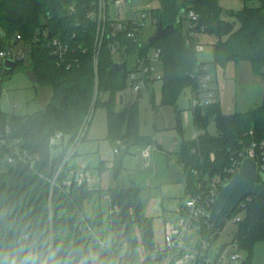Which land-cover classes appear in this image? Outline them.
Masks as SVG:
<instances>
[{
	"label": "trees",
	"instance_id": "16d2710c",
	"mask_svg": "<svg viewBox=\"0 0 264 264\" xmlns=\"http://www.w3.org/2000/svg\"><path fill=\"white\" fill-rule=\"evenodd\" d=\"M240 1L242 8L230 11L224 10L220 0H159V7L152 11L157 24H176L182 10H194L198 20L191 30H195L196 36L190 35L189 30L185 32L184 23L189 29L190 25L183 16L173 33L150 45L147 41L141 42L143 33L137 41L127 38L123 32L116 33L110 21L105 24L101 41L100 37L97 40L98 22L89 18V13L95 10L98 0H0V51L23 41L29 47L24 71L36 78V90L42 87L51 90L47 103L33 113L9 115L0 107V138L5 140L0 146V165L6 164L5 168H0V194H7L29 215L42 217L53 230L67 231L79 238L90 233L86 226L82 227L86 220L93 232H97L102 227V215L98 213L93 219L85 217V203L94 192L86 185L72 184L64 188L68 165L61 169L55 185L53 180L94 100L95 109L107 108V139L114 147L117 140L129 145L119 154L115 176L121 170L122 155L131 145L150 143L139 133L136 108L115 110L128 77L127 66L116 72L115 64L127 60L128 65V55L132 53L151 66L148 50L154 47L160 53L161 105L175 108L177 128L181 130L182 112L177 100L187 88L197 92L206 74L202 70L206 64L197 56L199 34L215 37L212 43L214 65L225 67L231 61L250 62L253 73L264 79V0ZM224 17L234 18L239 27ZM18 35L22 38L19 41L16 40ZM53 40L68 48L63 58L52 53L49 45ZM116 44L125 47L121 60H116L112 54ZM23 61L17 60L14 69ZM14 69L8 70L3 62L0 64V73L4 71V76H10ZM192 110L197 136L191 141L183 140L178 163L184 171L187 193L201 195L206 187L199 189L198 186L206 177L223 179L222 186L230 179L229 171L234 162L240 160L239 153L253 139L264 138V105L224 114L215 97L214 103ZM211 122L216 124V135L207 132ZM56 133H62L67 139L62 149L53 155L50 140ZM16 141L20 149L35 160L34 167L30 161L13 165L5 162L9 147ZM110 204L111 224L123 226L130 246L138 245L139 235L145 250H151L154 223L146 214L142 190L118 184L111 190ZM241 211L246 215L243 219L239 217L234 242L238 243L240 251L246 252L245 264H250L253 245L264 241V197H246L226 218H237ZM217 236L213 226L207 227L201 222L196 248L201 250L202 241L207 242L209 248L200 251L196 264H207L209 249ZM111 264L122 263L116 260Z\"/></svg>",
	"mask_w": 264,
	"mask_h": 264
},
{
	"label": "rangeland",
	"instance_id": "374dc122",
	"mask_svg": "<svg viewBox=\"0 0 264 264\" xmlns=\"http://www.w3.org/2000/svg\"><path fill=\"white\" fill-rule=\"evenodd\" d=\"M133 6L139 9H157L159 0H131ZM224 10L237 11L243 6L240 0H220ZM110 15L116 17V10L110 6ZM124 15L126 9L122 12ZM121 14V18H124ZM131 14L125 16L131 18ZM224 20L236 22L232 17H224ZM236 27L239 24L236 22ZM157 28V21L152 24L151 18L146 23V29L142 34L141 42H146ZM187 33L188 25L184 23ZM99 34L97 36L98 40ZM101 41V36L100 39ZM199 47L197 56L200 62L207 65L210 87L216 100L219 101L224 114L244 112L258 105H264V79L256 76L250 62H229L225 67L216 66L213 62L212 43L215 37L211 35H198ZM16 52L23 51L24 61L11 72L10 76L0 73L1 80V110L9 115H22L33 113L44 106L50 98L51 90L42 87L36 90L33 82L24 71L28 64L29 47L23 41L15 45ZM125 47L118 45V51L114 54L116 60L122 59ZM156 49L150 47L148 56L153 65V73L161 72L159 61L153 60ZM138 57L130 53L128 55V77L126 87L120 96L124 97V103L116 105L115 110L120 111L124 107L136 108V117L139 133L147 137L150 143H137L130 146L129 151L122 155L121 170L115 176V163L120 155L114 153V145L107 139V108L98 106L93 111L87 133L81 141L78 154L68 160L70 169L85 168L96 181L100 182L99 193L85 203V214L88 219H93L98 213L102 215V237H112L110 229V194L118 184L142 188L144 202L149 213L153 214L154 246L151 250H145L139 235L138 245L131 251L125 240L111 239V249L117 260L123 264H169L181 250H196L199 241V232L196 229L182 231L181 221L185 217V206L189 194L185 186V175L178 164L180 148L183 140L191 141L196 138L197 130L194 124L192 110L193 90L185 89L177 100V107L182 112V128H177L175 108L171 105H161L162 80L156 74L153 79L146 82L139 92L131 86L130 75L138 63ZM142 61H144L142 59ZM2 60L0 64H2ZM130 72V73H129ZM137 73V72H136ZM139 76V73H137ZM203 82V80H202ZM201 82V83H202ZM202 86L199 88L201 91ZM45 90V93H43ZM203 93L200 97L203 98ZM45 101V102H44ZM210 135L217 134L215 122H211L207 128ZM161 147L154 149L153 146ZM153 149L149 159L144 158L143 152ZM59 152L53 149V155ZM152 163L151 169H144L145 162ZM6 164L0 165L5 168ZM69 169V170H70ZM223 179H211L206 177L202 182L205 191L210 192L221 188ZM216 187V188H215ZM94 192V191H93ZM246 212L241 211L237 217L245 218ZM169 228L181 231L178 242L168 251V255L161 256L166 249V233ZM238 231V223L234 217L225 220L223 229L209 249V260L214 261L221 253L228 258L236 248L232 246L234 237ZM137 232V231H136ZM183 248H181V247ZM157 251L156 259L153 253ZM241 253L245 254L244 250ZM116 260V259H115ZM250 264H264V241L257 242L252 247Z\"/></svg>",
	"mask_w": 264,
	"mask_h": 264
},
{
	"label": "built area",
	"instance_id": "2783aa9c",
	"mask_svg": "<svg viewBox=\"0 0 264 264\" xmlns=\"http://www.w3.org/2000/svg\"><path fill=\"white\" fill-rule=\"evenodd\" d=\"M110 6H113L116 10V17L110 15ZM126 9L125 15L122 13L123 10ZM155 9H139L137 6H133L131 0H98V4L95 10L89 13V18L96 20L98 22V34L101 39L105 32V24L107 21H110L112 27L116 33L123 32L127 38L132 39L134 41L139 40V35L144 32L146 29V23L151 18L152 24H155L156 20L153 19L152 11ZM131 14L132 17L126 19L125 16L127 14ZM121 14H123L124 18H121ZM184 16L186 17L187 21L190 25L189 34L196 36L195 30H191V27L196 26V22L198 20V14L194 10L185 11ZM158 26V24H157ZM21 36H17L16 40H21ZM118 45L112 47V54L114 55L118 51ZM52 53L59 58H63L65 53L67 52V47L64 46L60 41L53 40L50 45ZM201 47H197L199 50ZM160 53L156 51L153 60L159 61ZM4 59H11L14 61L24 59L23 51L16 52L15 46L8 48L7 50L0 51V60ZM202 70L206 72V74L202 77L203 84L201 85V91L193 93V103L192 109L196 106H205L210 105L215 102L214 92L210 87V78L208 77V68L207 65L202 67ZM139 76H137V73ZM156 74H159L158 78H161V72L153 73V65L147 66L145 61L138 60V63L135 65V70L131 72L130 80L131 86L133 87L134 91L139 92L142 90V86L146 85V82L153 79ZM200 93H203V98L200 97ZM95 100L90 108L88 115L86 116L82 127L70 144L65 158L62 162L61 167L59 168L54 180L53 185H55L56 177L60 173L61 169L68 165V160L70 157L74 156L77 152V149L85 137L88 129V125L91 121L94 108ZM250 135H253V131L250 132ZM66 137L62 133H56L52 136L50 140L51 147L53 149L58 148L59 150L62 149V144L66 142ZM5 143L3 138H0V146ZM128 143L123 140H117L114 153L119 155L122 151L128 149ZM10 152L5 156V162L9 165H13L18 161H30L31 166L34 167L35 160L30 159L28 153L26 151H22L16 141L10 147ZM154 149H158L157 146H153ZM151 150H146L143 152V156L146 159L150 158ZM240 160L234 162V166L230 169L229 173L231 177L240 169L241 163L243 159L246 157H250L255 160L258 164L259 172L264 174V138L257 140H252L247 147L239 153ZM150 166V162L147 161L144 164V168H148ZM230 177V178H231ZM92 182V178L90 173L85 168H77V169H70L65 180L63 181V186L65 189H68L72 186V184H76L77 186H90ZM199 189L202 188V184H199ZM222 187V186H221ZM216 188V187H215ZM220 191L219 189L212 190L210 192L202 191L201 195H189L186 206H185V217L181 221L182 231L188 229H196L198 232L201 229V222L205 224L207 227H211V223L208 218V214L213 206V203L216 200V197ZM235 222L240 221V218H234ZM86 226L89 232H93L90 226L87 224L86 220H83L82 227ZM181 231L169 228L166 233L165 241H166V251L163 252L164 255H168V251L172 249L178 242L180 237ZM208 243L202 241L201 250H207ZM234 248H236L235 252H232L228 258H224V255L221 253L213 262L209 260V257L206 260L207 264H242L245 260V254L241 253L239 250V246L237 242L232 244ZM200 250V251H201ZM200 251L196 248V250H185L177 258H172L169 260V264H196L198 255ZM157 251L153 253L154 259H156Z\"/></svg>",
	"mask_w": 264,
	"mask_h": 264
},
{
	"label": "clouds",
	"instance_id": "9594fccd",
	"mask_svg": "<svg viewBox=\"0 0 264 264\" xmlns=\"http://www.w3.org/2000/svg\"><path fill=\"white\" fill-rule=\"evenodd\" d=\"M111 237L90 232L77 238L53 230L7 194H0V264H105Z\"/></svg>",
	"mask_w": 264,
	"mask_h": 264
},
{
	"label": "water",
	"instance_id": "95a60500",
	"mask_svg": "<svg viewBox=\"0 0 264 264\" xmlns=\"http://www.w3.org/2000/svg\"><path fill=\"white\" fill-rule=\"evenodd\" d=\"M183 16L184 10L180 12L176 24L164 26L159 22L156 31L149 36L147 43L154 45L161 38L173 33L176 29V25ZM49 37H51V34H49ZM16 65L17 63L14 60H3V66L8 70L14 69ZM126 66L127 60H124L123 62H117L114 69L116 72H120L124 70ZM28 77L33 84H37L36 78L30 73H28ZM123 103L124 97L120 96V104L122 105ZM249 196L264 197V174L259 172L258 164L255 160L246 157L243 159L240 169L222 185L208 214L209 221L217 233L223 229L226 217L232 214L237 206ZM184 252V249L181 250L175 258L179 257ZM245 262L244 260L242 264H245Z\"/></svg>",
	"mask_w": 264,
	"mask_h": 264
},
{
	"label": "crops",
	"instance_id": "0c3cea01",
	"mask_svg": "<svg viewBox=\"0 0 264 264\" xmlns=\"http://www.w3.org/2000/svg\"><path fill=\"white\" fill-rule=\"evenodd\" d=\"M43 93H45V90H44V92ZM45 102V101H44ZM158 149H161V147H157ZM153 150V149H152ZM152 150H151V153H152ZM78 154V151L76 152V155ZM151 156V155H150ZM146 163V162H145ZM179 164V163H178ZM179 166H180V164H179ZM151 167H152V163L150 164V166L148 167V168H144V166H143V168L144 169H151ZM181 167V166H180ZM182 168V167H181ZM183 170V169H182ZM184 172V171H183ZM90 173V176H91V178H92V182H91V185L89 186V189L90 190H92V191H94V194H96V193H99V188H100V182L99 181H96L95 180V178L91 175V172H89ZM185 177V176H184ZM99 187V188H98ZM141 190H142V194H143V196H144V192H143V189L142 188H140ZM95 197V196H94ZM93 197V198H94ZM143 199H144V197H143ZM112 210V209H111ZM146 214H147V216L148 217H151V218H153V214L152 213H149L148 212V210H147V205H146ZM85 217H86V214H85ZM86 219H88L87 217H86ZM110 229H111V235H112V237H111V239H112V242L114 243L116 240H125L126 241V244L128 245L127 247L129 248L130 247V249H131V251L133 252V249L134 248H132L131 246H130V244H129V242H128V240H127V238L125 237V230H124V228H123V226L122 225H120V224H116V225H112L111 224V214H110ZM102 230H103V228L101 227L100 229H98L97 230V232L98 233H100L101 235H102ZM138 234V233H137ZM181 247V246H180ZM181 248H183V247H181ZM161 256H165L163 253L161 254ZM103 258H104V260H105V264H111L113 261H116L117 260V257L115 256V254H114V252L111 250V249H108L107 250V252L104 254V256H103ZM116 259V260H115ZM118 261V260H117ZM121 263V262H120ZM123 264V263H122Z\"/></svg>",
	"mask_w": 264,
	"mask_h": 264
}]
</instances>
